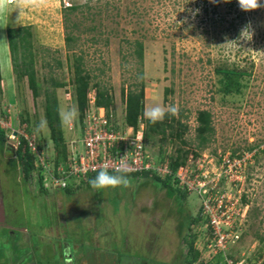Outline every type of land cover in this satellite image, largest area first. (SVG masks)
Segmentation results:
<instances>
[{"label":"rangeland","instance_id":"374dc122","mask_svg":"<svg viewBox=\"0 0 264 264\" xmlns=\"http://www.w3.org/2000/svg\"><path fill=\"white\" fill-rule=\"evenodd\" d=\"M90 1L97 6L96 0ZM207 1L209 9L219 4L208 14L198 0H100V13L93 21L91 15L83 17L85 8L69 15V23L76 24L71 29L76 38L71 51L64 45L62 8L70 3L85 5L87 0H46L26 8L13 3L0 14V82L11 78L14 91L7 92L3 82L0 100L5 99L0 103L15 108L19 122L26 123L40 146L38 154L32 153L33 169L25 182L15 146L7 140L0 146V198L11 227L0 230V264H182L187 255L185 240L192 236L198 252L194 264H225V255L233 264H264V245L258 241L264 235V155L254 159L255 148H264V7L244 12L237 0L230 9L221 0ZM19 26H31L38 97L32 95L26 78L18 82L11 71L5 31ZM92 26L96 29L89 30ZM134 40L144 44L142 64L135 56ZM75 56L82 57L91 76L89 93H95L94 84H98L111 94L113 102L104 112L112 114L125 137L131 138L132 132L124 122L123 96L140 83L144 112L154 104L177 107L174 117L184 127H174L182 131L186 144L167 138L144 145L154 165L161 155L174 157L178 148L192 152L187 164L200 174L185 180L195 191L185 192V185L171 179L174 188L187 195L183 205L158 183L142 185L141 179L131 178L127 188L97 191L90 184L80 186L85 177H73L77 189L70 195L48 182L44 186L38 170L54 166L57 157L47 123L37 128L46 122L45 91L55 92L59 111H77L76 119L62 126L67 157L81 134L72 87ZM234 66L249 74L239 79L238 93H222V75L216 70ZM53 81L63 86L53 87ZM200 110L211 113L214 128L205 147H198L195 137ZM138 130L142 132L143 127ZM239 158L246 163L240 171L233 161ZM202 174L207 178L200 179ZM41 176L47 193L40 192ZM198 192H212V200L224 198L228 207L231 203L234 215L224 227L234 237L222 250L213 247L209 219L203 212L200 217ZM243 195L247 206L241 202ZM181 207L182 217L178 215ZM186 215L199 221L187 227ZM179 222L183 223L180 234Z\"/></svg>","mask_w":264,"mask_h":264},{"label":"trees","instance_id":"16d2710c","mask_svg":"<svg viewBox=\"0 0 264 264\" xmlns=\"http://www.w3.org/2000/svg\"><path fill=\"white\" fill-rule=\"evenodd\" d=\"M201 4L200 8L203 11V13L208 14L211 12V10L216 9V6L219 4H213L211 9L208 7V1L207 0H198ZM90 0H87L85 2V5H76L74 3H70L67 6H63L62 12H63V27L65 31L64 36V45L67 51L73 50V44L76 42V38L71 34V29L76 27V24L69 23V15L75 11H81V8H85V14H83V17L85 19H88V17L91 15L90 21L94 20V17L100 13L101 5H99L100 0H96L97 6L90 5ZM223 3V0L220 2ZM233 4L235 2L233 0H228V2L225 3V6L230 8H233ZM107 6V3L104 2V7ZM236 6V5H235ZM95 10V12L89 13L91 10ZM234 10L236 11V7H234ZM215 12V10L213 11ZM82 13V11H81ZM89 30L96 29L95 26L89 27ZM6 37H7V44L10 54V60H11V71L12 74L15 76V79L19 82L22 80V78H26L27 85L30 88L32 95L34 97L39 96V84L36 80L35 71L33 68L34 63V55L32 52V34H31V26H19L14 28H7L6 29ZM134 53L138 60L139 64H142L143 61V52H144V44L141 40H134ZM1 67V65H0ZM216 72L219 75H222L221 77V88L220 91L222 93H231L236 92L238 93L240 84L239 79L246 74H249V71L237 69L236 66L230 67V68H218ZM73 78H72V87L74 92V99L77 105V109L79 111L80 117H81V124L83 119L84 111L86 110L87 106V95L89 93V86L91 84V76L89 73L85 70L83 66V61L81 56H75L73 59V70H72ZM53 87H62L63 84L57 83L55 81L52 82ZM94 90H95V102L97 107H103L106 109V111L109 110V106H111L113 102V98L111 94L105 89L98 86V84H94ZM125 100V119L124 122L127 126L134 128V131H136L139 128V125H143V145L144 142H147L150 144V146H153L156 144V142L159 140H165L167 138L169 139H179L182 144H186L182 139V131L175 130L174 125L177 124L179 127H184L180 123V121H176L174 116L166 114L164 119L160 122H157L155 124L149 123L147 119H143V112H144V88L143 84L140 83V86H137L135 89H130L126 92V94L123 96ZM44 117L46 119L47 126L50 130V137L53 141V144L55 148L57 149V157L55 158L54 166H58L60 161H64L67 157V150L63 138V130L62 125L59 119V103L55 96V92L52 90L51 92L45 91L44 92ZM107 115V114H106ZM197 126L195 128V137L198 141V147H205V145L210 141L211 136L213 134L214 128L212 126V115L210 112L206 110H200L197 113L196 117ZM83 127V126H82ZM81 127V134L80 138H78V142L82 140L84 137V131ZM177 128V129H178ZM0 146L3 147L6 138L4 135V132L0 130ZM159 137V138H158ZM38 142V141H37ZM79 145V144H78ZM38 149L40 148L39 145ZM144 150L146 151L145 145L143 146ZM192 152L185 151L181 148H178L176 151V155L173 157L172 155L164 156L161 155L160 161L157 159V162L163 163L164 161L169 162L170 169L172 171V174L177 171V169L181 166H185L187 163L188 156H193L191 154ZM15 159L17 160V163L20 167H22L21 173L22 181L25 182L30 177V172L33 169V156L32 153L29 151L27 145L25 142H21L20 146H18L15 151ZM264 155V148L260 149L259 147H256L254 150V159L257 160L260 156ZM38 172L41 174L42 167L39 168ZM113 175H127L130 179H141L142 185L146 184H154L158 183L160 185V188L166 190V193L168 195H172L176 200L181 201V205H183V201L186 199V193L187 190L184 188L185 192H180L178 188H174V186L171 184V175L164 176L161 178L159 175L155 173V171L152 170H142L139 172H109ZM97 175L96 173H88L85 176H81V178H84L81 180V185L89 184L88 181L92 178H94ZM80 178V177H79ZM75 178H70L66 180L65 187H58L57 189L62 190L66 195L73 194L74 191H76L77 186L74 185L72 182ZM177 181V180H175ZM174 181V182H175ZM154 182V183H153ZM177 183V182H175ZM39 184H40V192L47 193V188H43L42 183V176L39 178ZM79 186V188H80ZM25 188V187H24ZM26 191V190H25ZM24 191V192H25ZM27 192V191H26ZM241 202L247 206V200L246 196L243 195L241 198ZM182 212H178V215L182 217L184 209L181 207L180 209ZM171 213V212H170ZM202 211L200 210V217H202ZM184 217V216H183ZM186 217L187 227L190 223H195V221H199L198 217L196 218H190L188 215ZM199 217V218H200ZM198 219V220H197ZM203 218H201L202 220ZM204 220V219H203ZM183 226L182 222H179V234L181 232V227ZM186 239V238H185ZM258 241L264 245V235L258 236ZM187 244V255L182 260V264H194L197 257L198 252H196L193 248V236L191 237V240L187 239L185 240ZM264 247V246H263ZM224 255V254H223ZM225 257L230 258V256L225 255Z\"/></svg>","mask_w":264,"mask_h":264},{"label":"built area","instance_id":"2783aa9c","mask_svg":"<svg viewBox=\"0 0 264 264\" xmlns=\"http://www.w3.org/2000/svg\"><path fill=\"white\" fill-rule=\"evenodd\" d=\"M95 99L94 91L88 93L87 106L81 124L84 137L79 142H75V150L72 155H68L67 159L64 160V165L61 164L63 161H60L58 166H52L49 169L48 166H42L45 187L50 184L63 188L67 179L79 178L88 173H96L101 168L106 167L109 172H116L115 169L121 168L123 169L122 172L152 170L161 178L171 175L178 182L185 185L186 190L195 191V187L188 185L185 179L195 178L200 173L195 174L197 171L193 172L187 163L185 166L179 167L173 174L168 161L154 165L150 162L149 156L143 147V131L140 132L139 128L134 131V128L128 126L132 132V137H125V132L116 126L112 114L107 116V112L105 113V109L102 107L96 108L97 111L93 110L96 106ZM13 112H15V108L10 103H0V130L5 133L7 142L17 148L23 141L31 153L38 154L37 137L29 130L25 122H19L16 112L15 117H13ZM140 125L143 127L142 124ZM78 144L81 145L80 149ZM239 159L233 160L238 171L243 170V165L246 164L245 159ZM224 164L222 162V168ZM202 175L200 179L207 178L205 174ZM197 184L199 188L203 187V184ZM211 194L213 193L198 192V195L202 197V212L205 214V218L209 219L208 225L214 240L213 247L222 250L228 243L229 238L234 237L228 232V227H224L230 224L234 214L233 209L230 207L231 203L229 204L230 208L227 206L228 200L216 197L212 200L210 198ZM228 208L230 210H227ZM224 262L225 264H233L234 261L224 256Z\"/></svg>","mask_w":264,"mask_h":264},{"label":"clouds","instance_id":"9594fccd","mask_svg":"<svg viewBox=\"0 0 264 264\" xmlns=\"http://www.w3.org/2000/svg\"><path fill=\"white\" fill-rule=\"evenodd\" d=\"M46 0H0V14H2L10 4H16L18 8L26 7H36L43 5ZM210 2L215 3L216 0H210ZM223 2H228V0H223ZM239 9L244 12L256 10L258 8L264 7V3L261 0H237ZM198 11V10H197ZM176 116L178 114V109L176 106H168L167 109L159 104H154L145 109L144 116L151 124H155L164 119L165 115ZM77 117V111L75 108H62L59 111V119L61 125L67 127L70 125ZM46 122H41L37 125L38 129L45 126ZM116 172H122L123 169H115ZM90 186L97 191L107 188H117V187H130L131 180L127 175H113L110 174L106 167L101 168L97 175L88 181Z\"/></svg>","mask_w":264,"mask_h":264},{"label":"flooded vegetation","instance_id":"af4514ba","mask_svg":"<svg viewBox=\"0 0 264 264\" xmlns=\"http://www.w3.org/2000/svg\"><path fill=\"white\" fill-rule=\"evenodd\" d=\"M4 204V199L0 198V230L3 229H10L11 227L9 226V224L7 223V217H6V209H5V205Z\"/></svg>","mask_w":264,"mask_h":264},{"label":"crops","instance_id":"0c3cea01","mask_svg":"<svg viewBox=\"0 0 264 264\" xmlns=\"http://www.w3.org/2000/svg\"><path fill=\"white\" fill-rule=\"evenodd\" d=\"M5 34H6V31H5ZM5 47H6V46H5ZM9 72H10V70H9ZM10 73H11V72H10ZM3 82H4V83L7 82V84H6V87H7V88H6V91L8 90L7 92H10V94H13L14 91L11 90V89H12V88H11V87H12V80H11V78H10V82H9V80H5V81H1V82H0V87H1V94H0V95H1L2 97H4V95H2V93L4 92V89L2 88V87H3L2 85H4ZM11 97L13 98V96H11ZM4 99H5V98H4ZM4 99L0 100V102H1V101L3 102Z\"/></svg>","mask_w":264,"mask_h":264}]
</instances>
